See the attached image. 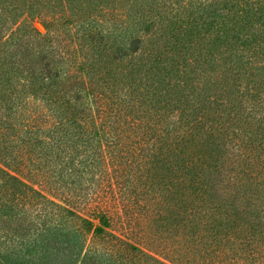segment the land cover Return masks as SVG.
<instances>
[{"label": "trees", "instance_id": "1", "mask_svg": "<svg viewBox=\"0 0 264 264\" xmlns=\"http://www.w3.org/2000/svg\"><path fill=\"white\" fill-rule=\"evenodd\" d=\"M0 264H264V0H0Z\"/></svg>", "mask_w": 264, "mask_h": 264}, {"label": "rangeland", "instance_id": "2", "mask_svg": "<svg viewBox=\"0 0 264 264\" xmlns=\"http://www.w3.org/2000/svg\"><path fill=\"white\" fill-rule=\"evenodd\" d=\"M41 33H44V29L42 28V26L40 25L39 22H36L34 25Z\"/></svg>", "mask_w": 264, "mask_h": 264}]
</instances>
